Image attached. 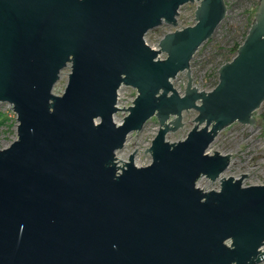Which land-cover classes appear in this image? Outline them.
I'll return each mask as SVG.
<instances>
[{"label":"water","instance_id":"95a60500","mask_svg":"<svg viewBox=\"0 0 264 264\" xmlns=\"http://www.w3.org/2000/svg\"><path fill=\"white\" fill-rule=\"evenodd\" d=\"M196 1L194 23L154 48L145 33L175 26L194 0H0V101L18 123L0 149V264L261 262L264 183L219 177L231 155L207 148L233 122L254 125L264 102V0L209 90L193 84L190 62L226 3ZM180 72L182 93L172 82ZM121 85L136 89L126 107L116 106ZM191 109L186 136L165 139ZM153 116L150 163L138 166L132 150L118 164L116 150ZM201 176L219 188L201 189Z\"/></svg>","mask_w":264,"mask_h":264},{"label":"rangeland","instance_id":"374dc122","mask_svg":"<svg viewBox=\"0 0 264 264\" xmlns=\"http://www.w3.org/2000/svg\"><path fill=\"white\" fill-rule=\"evenodd\" d=\"M226 3L225 17L218 23L217 28L209 39H206L196 50L191 58L190 70L193 84L199 89H209L214 82V76L218 71V67L226 59L229 54V48L235 41L243 40V33L247 30L249 23L255 15V9L259 0H224ZM198 2H186L180 6L177 15V24L171 26L165 22L151 28L144 35L145 41L149 46L157 47L161 36L166 32L175 28H181L194 23V9ZM243 38V39H242ZM164 54V53H163ZM165 55V54H164ZM229 56V55H228ZM71 65L61 69L59 79L53 85V92L61 94L67 83ZM174 87L180 93L186 85L185 72L178 73L172 79ZM136 89L132 86H124L122 88L120 106H129L135 98ZM11 109V104L6 101H0V149L7 147L10 142L16 139V113ZM264 111V102L254 111L255 123L241 124L233 122L229 126L223 128L208 146V152L217 150L220 153H229L230 163L224 169L220 177L233 176L237 177L247 174L243 178V185L264 183V127L258 121L259 114ZM126 111L119 110L113 116L116 122H120ZM196 111L183 112L184 124L176 131L166 133L165 139L177 141L186 136L188 130L192 128V119L196 116ZM159 123L156 117L150 118L142 126L139 132H131L121 149L116 150L117 163L127 160L128 156L135 150L134 163L143 166L151 160L150 152L144 150L150 146L152 138L156 134ZM134 137V139H132ZM136 148V149H135ZM121 160V161H118ZM218 180L210 181L205 176H201L199 183L213 187L218 184Z\"/></svg>","mask_w":264,"mask_h":264},{"label":"built area","instance_id":"2783aa9c","mask_svg":"<svg viewBox=\"0 0 264 264\" xmlns=\"http://www.w3.org/2000/svg\"><path fill=\"white\" fill-rule=\"evenodd\" d=\"M152 47H154V46H152ZM154 48H157V47H154ZM164 56V54L162 53V54H159V57L160 58H162ZM124 86H126V85H121L119 88H118V91H117V96H118V98H117V104H116V106L117 107H126V106H120L119 105V100H120V98L122 97L121 96V93H122V88L124 87ZM213 86H210L209 87V89H211ZM209 89H205V90H209ZM132 103V102H131ZM130 103V104H131ZM10 110H12V108L10 109ZM114 116V115H113ZM115 120V119H114ZM117 123H120V122H117ZM126 143V142H125ZM148 163H150V161L148 162ZM148 163H146V164H148ZM145 165V164H144ZM143 165V166H144ZM221 175V174H220ZM220 177V176H219ZM200 179V178H199ZM199 179L196 181V185L198 186V187H200L201 189L203 188V189H205V190H210V189H218L219 188V185H220V182H219V178H217V182H218V184L217 185H215V186H213V187H208L206 184H202V183H199ZM259 249H260V251L262 250H264V244H262V245H260V247H259ZM258 264H264V257L262 258V260H261V262H259Z\"/></svg>","mask_w":264,"mask_h":264},{"label":"trees","instance_id":"16d2710c","mask_svg":"<svg viewBox=\"0 0 264 264\" xmlns=\"http://www.w3.org/2000/svg\"><path fill=\"white\" fill-rule=\"evenodd\" d=\"M251 24L249 23V26H250ZM249 26L247 27V30H248V28H249ZM247 30L243 33V38L245 37V35H246V32H247ZM242 38V39H243ZM242 40H240V41H235L234 43H233V45L231 46V48H229V56L227 55L225 58V60H224V62H226V61H229L231 58H232V56L236 53V50H237V48H238V45L240 44V42H241ZM222 64V63H221ZM218 73H216L215 74V76H214V82L211 84V86H215L216 85V83L218 82ZM258 121H259V123H261L262 125H263V127H264V111H262L260 114H259V117H258Z\"/></svg>","mask_w":264,"mask_h":264}]
</instances>
